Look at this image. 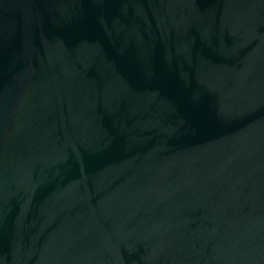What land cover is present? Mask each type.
Returning <instances> with one entry per match:
<instances>
[{"label": "water", "instance_id": "obj_1", "mask_svg": "<svg viewBox=\"0 0 264 264\" xmlns=\"http://www.w3.org/2000/svg\"><path fill=\"white\" fill-rule=\"evenodd\" d=\"M0 264H264V0H0Z\"/></svg>", "mask_w": 264, "mask_h": 264}]
</instances>
